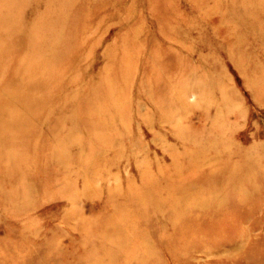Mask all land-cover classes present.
<instances>
[{
	"label": "rangeland",
	"instance_id": "rangeland-1",
	"mask_svg": "<svg viewBox=\"0 0 264 264\" xmlns=\"http://www.w3.org/2000/svg\"><path fill=\"white\" fill-rule=\"evenodd\" d=\"M41 68L0 264H264V0H0V105Z\"/></svg>",
	"mask_w": 264,
	"mask_h": 264
},
{
	"label": "bare ground",
	"instance_id": "bare-ground-1",
	"mask_svg": "<svg viewBox=\"0 0 264 264\" xmlns=\"http://www.w3.org/2000/svg\"><path fill=\"white\" fill-rule=\"evenodd\" d=\"M9 6V5H8ZM21 11V10H20ZM118 52V51H117ZM113 57V56H112ZM114 58V57H113ZM113 60V59H112ZM118 62V61H117ZM120 62H121V60H120ZM113 63V62H112ZM119 63V62H118ZM113 67V66H112ZM112 69V68H111ZM116 69V68H115ZM114 72V71H113ZM31 74H30V76H24L25 78H23L22 76H20V81L19 82H13V81H11V80H8L7 82L5 81V83H4V85H3V90L4 89H6L7 88V90H13V91H15V92H19L20 93V95L18 96V97H15V98H17V100H14V99H8V103L6 104V105H8L7 107L6 106H1L0 105V156H2L1 155V150H3V147H4V145L6 144V143H8L9 142V138H7L6 136H7V134H6V132H7V129L9 128V127H15V126H18V128L20 127V123H21V121L20 120H22V117H23V115H24V113H22V111L20 110V108H22V107H24L25 106V104L23 105V103L27 100V99H25L24 97H26V91H28V89H29V87H30V84H31V81H30V79H32L33 77H34V75H36V76H38L37 74H41V75H44L45 74V71H44V69L43 68H41L40 70H38V71H33V72H30ZM127 73V70H125V72L123 73V74H126ZM63 74H65V73H63ZM116 74L117 73H115V76H116ZM121 74V73H120ZM119 74V75H120ZM32 76V77H31ZM101 78H102V76H101ZM116 78H117V76H116ZM55 80V79H54ZM58 80V79H57ZM102 80V79H101ZM116 80V79H115ZM103 82V81H102ZM101 82V83H102ZM105 82V81H104ZM40 84H41V82H40ZM103 85V84H102ZM54 86V85H53ZM105 86V85H104ZM93 88V87H92ZM100 88V87H99ZM112 88V87H111ZM118 88V87H117ZM104 89H105V87H104ZM107 89V88H106ZM101 90V89H100ZM99 90V91H100ZM98 91V92H99ZM95 93L97 92V91H94ZM98 92H97V94H98ZM102 92V91H101ZM104 92H106V90L104 91ZM25 93V94H24ZM103 93V92H102ZM99 94H100V92H99ZM98 94V95H99ZM106 94H110V93H105V95ZM47 95V94H46ZM103 95V94H102ZM95 97V95H93L92 94V92H91V94H90V96H88V98L89 99H91L92 97ZM100 96V95H99ZM109 96V95H108ZM87 97V96H86ZM98 97V96H97ZM18 98H20V99H18ZM103 98V97H102ZM87 99V98H86ZM89 99H88V101H89ZM32 100V99H31ZM84 100V99H83ZM100 100V99H99ZM98 100V101H99ZM103 100V99H102ZM104 101V100H103ZM83 102V101H82ZM101 102V101H100ZM99 102V103H100ZM105 102V101H104ZM104 102H103V104H104ZM108 102H109V100H108ZM81 103V102H80ZM86 103V102H85ZM88 103V102H87ZM86 103V104H87ZM26 104H28L27 102H26ZM31 104H35V103H31ZM93 105V104H92ZM98 105V104H97ZM10 106V107H9ZM13 106L16 108V110H15V108H13ZM81 106V105H80ZM79 106V107H80ZM101 106V105H100ZM12 107V109H9V108H11ZM93 107H94V105H93ZM93 107L91 106V108L93 109ZM102 108H100V109H102V112L104 111L103 109H105L103 106H101ZM34 108V107H33ZM83 109V108H82ZM94 111H95V109H94ZM107 111V110H106ZM87 113V112H86ZM13 114H15L14 116H13ZM79 114V113H78ZM95 114V113H94ZM82 115V114H81ZM102 115L103 116H107L106 114H105V112L104 113H102ZM97 117V116H96ZM88 118V117H87ZM106 118V117H105ZM89 119V118H88ZM104 119V118H103ZM86 120V119H85ZM20 121V122H19ZM83 121H84V119H83ZM87 121H89V120H87ZM86 121V122H87ZM101 121V120H100ZM81 122V121H80ZM29 123H31V122H29ZM29 123H28V125H29ZM89 123V122H88ZM27 124V123H26ZM25 124V125H26ZM82 124V123H81ZM78 125V124H77ZM85 125V124H84ZM87 126H88V124H86ZM85 125V126H86ZM21 126H23V124L21 125ZM83 126V125H82ZM84 127V126H83ZM87 128V127H86ZM89 128V127H88ZM91 129V128H90ZM92 130V129H91ZM91 132V131H90ZM93 133V132H92ZM1 134H3L4 135V137H3V139L1 140V138H2V136H1ZM6 134V135H5ZM93 139V138H92ZM91 141V140H90ZM93 141V140H92ZM193 159H194V157H193ZM172 166V165H171ZM170 167V166H169ZM161 168V167H160ZM164 169V168H163ZM189 169V168H188ZM157 172V171H156ZM154 175V174H153ZM156 175V174H155ZM173 175V174H172ZM153 178V177H152ZM161 178V177H160ZM147 180V179H146ZM153 180V179H152ZM160 180V179H159ZM145 182V181H144ZM147 182H148V180H147ZM153 182V181H152ZM148 184V183H147ZM153 184V183H152ZM151 184V185H152ZM165 184V183H164ZM145 185H146V183H145ZM157 186V185H156ZM159 187V186H158ZM158 187H157V189H158ZM184 187V189H185V186H183ZM187 188V187H186ZM188 190V189H187ZM159 192V191H158ZM187 192V191H186ZM189 193V192H188ZM121 196V195H120ZM136 196V195H135ZM167 196V195H166ZM139 198V197H138ZM145 198H146V196H145ZM164 198V197H163ZM167 198V197H166ZM185 198H187V196L185 195ZM136 199V198H135ZM144 199V198H143ZM139 200V199H138ZM138 202V201H137ZM142 202V201H141ZM146 202V201H145ZM160 202H162V201H160ZM165 202V201H164ZM141 204V203H140ZM164 204V203H163ZM156 205V204H155ZM31 206V205H30ZM137 207V206H136ZM156 207V206H155ZM137 211V210H136ZM167 215V214H166ZM80 221V220H79ZM127 221V220H126ZM199 223V222H198ZM110 228V227H109ZM130 228V227H129ZM84 234V233H83ZM128 237V236H127ZM62 239V238H61ZM182 243V242H181ZM127 244V243H126ZM86 251V250H85ZM88 251V250H87ZM183 251H184V249H183ZM183 253V252H182ZM151 258V257H150ZM247 258V257H246ZM131 263V262H130Z\"/></svg>",
	"mask_w": 264,
	"mask_h": 264
}]
</instances>
